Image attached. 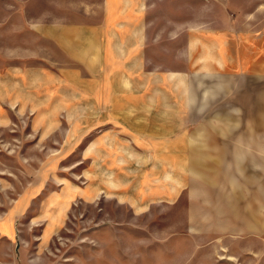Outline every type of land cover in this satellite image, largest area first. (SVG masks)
Wrapping results in <instances>:
<instances>
[{"label": "crops", "instance_id": "obj_1", "mask_svg": "<svg viewBox=\"0 0 264 264\" xmlns=\"http://www.w3.org/2000/svg\"><path fill=\"white\" fill-rule=\"evenodd\" d=\"M56 2L27 21L58 67H0V237L28 221L47 246L78 201L140 216L188 191L189 223L264 240V0Z\"/></svg>", "mask_w": 264, "mask_h": 264}, {"label": "rangeland", "instance_id": "obj_2", "mask_svg": "<svg viewBox=\"0 0 264 264\" xmlns=\"http://www.w3.org/2000/svg\"><path fill=\"white\" fill-rule=\"evenodd\" d=\"M33 1L0 0L2 68L11 65L58 67V62L52 63L44 55L33 54L36 49L42 50L43 42L37 39L27 20L33 17L35 10L40 13L45 6L43 0H37L36 5ZM48 1L52 10L58 13L61 8L56 2L58 0ZM75 1L78 0H65L66 8L61 9L67 13V20H89L85 5L76 9ZM91 1L83 0L88 4ZM16 2L20 3L19 6ZM12 3L16 5L12 6ZM12 13H21L22 16L17 15L12 20ZM13 26L15 31H11ZM16 37L18 41L13 40ZM52 50L57 52L53 47ZM12 52L19 56L11 58ZM28 52L31 55H27ZM79 154L64 162L67 166L62 172L70 177H73V172L82 173L88 165L77 167ZM74 178H78L80 184L86 182L79 180L80 177ZM199 193L202 192H195V198L201 199L197 197ZM209 193H214L215 200L218 199L216 192H204L206 195ZM180 197V202L172 205L147 207L148 212L140 216L119 205L116 198L101 197L95 203L78 201L72 206L65 227L47 246L37 242L42 227L29 228L28 221L23 223V230L14 241L0 237V264H264V240L252 238L250 222L231 224L233 229H227L226 224L213 220L199 226L191 224L187 217L188 191ZM211 209L217 211L216 207ZM36 211H39L38 203L32 212ZM214 217L217 219L218 216Z\"/></svg>", "mask_w": 264, "mask_h": 264}]
</instances>
